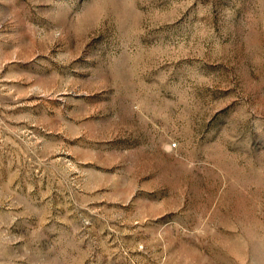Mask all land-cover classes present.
<instances>
[{
    "label": "rangeland",
    "instance_id": "374dc122",
    "mask_svg": "<svg viewBox=\"0 0 264 264\" xmlns=\"http://www.w3.org/2000/svg\"><path fill=\"white\" fill-rule=\"evenodd\" d=\"M0 264H264V0H0Z\"/></svg>",
    "mask_w": 264,
    "mask_h": 264
}]
</instances>
